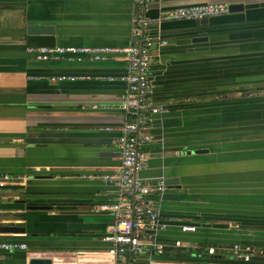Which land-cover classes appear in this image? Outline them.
Masks as SVG:
<instances>
[{
    "label": "crops",
    "instance_id": "obj_1",
    "mask_svg": "<svg viewBox=\"0 0 264 264\" xmlns=\"http://www.w3.org/2000/svg\"><path fill=\"white\" fill-rule=\"evenodd\" d=\"M206 2L243 8L204 24L163 17ZM139 16L153 41L150 97L169 112L150 115L138 173L165 182L154 204L166 228L155 237L167 247L138 264H264V0H0V173L23 181L0 187V226L23 229L0 241L26 243L0 249V264H109L102 238L114 218L90 209L115 188L84 175L119 166L118 132L107 127L124 120L126 88L109 78L126 60L41 61L25 29L52 25L55 46L122 48L142 38L131 34ZM60 75L78 78L51 80ZM235 244L249 260L234 257Z\"/></svg>",
    "mask_w": 264,
    "mask_h": 264
},
{
    "label": "built area",
    "instance_id": "obj_2",
    "mask_svg": "<svg viewBox=\"0 0 264 264\" xmlns=\"http://www.w3.org/2000/svg\"><path fill=\"white\" fill-rule=\"evenodd\" d=\"M150 0H134L137 4H145ZM229 13L226 3H201L188 6H178L170 9L163 15L164 18L173 20H200ZM146 21L139 16L134 20L131 34L140 35L139 41H132L122 48L109 46L74 47H33L26 51L33 53L36 59L41 61L61 60L68 58L71 61H81L88 56L94 60L104 59L112 53L124 55L127 72L118 78H109L111 81H119L126 88V93L120 102V110L124 120L117 127H107L108 130L118 132L117 144L119 147L120 163L113 173L84 175L90 179H102L115 188L113 195L106 201L94 204L91 212H108L114 221L109 231L103 236L102 241L108 243L107 254L109 264H138L141 253H155L163 255L167 245L155 237L159 230L166 228V223L160 220L159 212L154 201L160 199L166 190L165 182L158 178L153 184L142 180L138 173L144 166L146 154L140 151V146L151 140L147 131L150 115L169 112V107L164 104L153 103L150 95L153 83L148 77V68L151 60V46L153 41L143 35ZM160 43H163L161 41ZM78 77L60 75L51 77V80L64 81L75 80ZM94 107H96L94 105ZM21 176L10 173H0V187L22 183ZM181 231H195L192 224L180 225ZM151 231L154 236L145 237ZM176 241L175 245H180ZM0 249L13 251L26 249L24 242L0 241ZM234 257L249 260L248 251H243L240 245L232 247ZM208 253L213 254L214 249L208 248ZM148 264H156L150 262Z\"/></svg>",
    "mask_w": 264,
    "mask_h": 264
},
{
    "label": "water",
    "instance_id": "obj_3",
    "mask_svg": "<svg viewBox=\"0 0 264 264\" xmlns=\"http://www.w3.org/2000/svg\"><path fill=\"white\" fill-rule=\"evenodd\" d=\"M229 12L242 9L243 5L237 3L228 4ZM206 18L196 20V23L204 24L207 23ZM26 35L25 40L28 46L33 47H53L56 45V38L54 35V27L52 25H41V24H29L25 29ZM204 38V37H202ZM200 150H189L187 153H197ZM43 208V207H39ZM22 228L14 226H0V233H14L22 231ZM32 262L36 263H50V259L33 258Z\"/></svg>",
    "mask_w": 264,
    "mask_h": 264
}]
</instances>
